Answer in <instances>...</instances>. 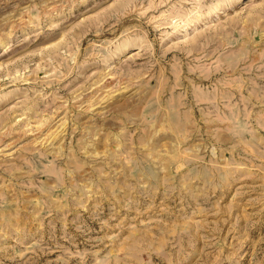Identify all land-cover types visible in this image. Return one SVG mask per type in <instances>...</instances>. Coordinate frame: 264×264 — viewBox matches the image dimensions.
<instances>
[{
    "label": "rangeland",
    "instance_id": "rangeland-1",
    "mask_svg": "<svg viewBox=\"0 0 264 264\" xmlns=\"http://www.w3.org/2000/svg\"><path fill=\"white\" fill-rule=\"evenodd\" d=\"M0 264H264V0H0Z\"/></svg>",
    "mask_w": 264,
    "mask_h": 264
}]
</instances>
